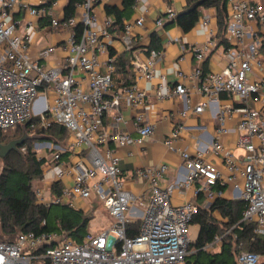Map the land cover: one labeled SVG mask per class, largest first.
Instances as JSON below:
<instances>
[{
  "label": "built area",
  "instance_id": "2783aa9c",
  "mask_svg": "<svg viewBox=\"0 0 264 264\" xmlns=\"http://www.w3.org/2000/svg\"><path fill=\"white\" fill-rule=\"evenodd\" d=\"M107 1H77L74 16L67 18L64 4L69 0H40L38 4L0 0V130L27 124L31 135H42L59 125L69 133L65 146L52 141L38 144L39 151L49 148L53 152L43 165L53 179L44 174L45 186L35 190L37 203L77 209V200L89 204L99 200L114 218L107 230L99 235L88 232L80 243L59 231H30L20 233L14 242L0 241V264H187L190 227L199 204L188 200L175 205L172 195L175 190L183 193L190 188L196 198L203 195L209 204L223 196L222 188L227 189L232 199L245 201L242 221L256 225L255 237H264V78L257 74L264 71V35L258 29L264 27V6L251 0H228L226 38L231 46L225 51L227 64L222 70L203 69L214 48L210 27V40L193 49L198 66L190 73L179 71L181 81L190 85L167 87L166 76H159L157 99L176 97L183 104L179 122L164 140L170 150H176V143L190 130L184 122L190 116L209 109L216 128L210 141L192 137L197 142L194 152L180 149L185 172L171 186L161 184L169 173L167 164L136 170L151 194L145 203L128 187L117 149L141 146L156 132L158 120L146 112L148 94L136 81L156 78L155 65L164 50L147 52L145 59L135 55L134 82L118 84L116 57L110 52L115 20L100 23L95 12L97 4ZM177 15L170 7L165 17L157 18V27ZM41 20L65 37L61 44L48 45L33 57L31 31L39 28ZM144 22L140 17L125 23L122 42L126 51L134 46V26L143 27ZM202 23L210 26L211 20L203 18ZM58 49L65 55L53 66L42 62ZM100 54L108 55L107 59L103 61ZM193 94L202 100L193 104ZM224 95L229 102L222 100ZM122 110L132 111L133 116L126 118ZM110 114L114 125L107 124ZM130 121L136 136L120 128ZM232 128L236 139L228 145L224 140ZM237 150L242 153L238 155ZM206 153L219 158L224 169L208 160ZM55 183H61L60 194L53 192ZM136 221H140L139 234L129 237L127 226ZM222 244L223 236L217 235L205 249L213 251ZM236 260L238 264H260L264 255L239 250Z\"/></svg>",
  "mask_w": 264,
  "mask_h": 264
},
{
  "label": "trees",
  "instance_id": "16d2710c",
  "mask_svg": "<svg viewBox=\"0 0 264 264\" xmlns=\"http://www.w3.org/2000/svg\"><path fill=\"white\" fill-rule=\"evenodd\" d=\"M80 0H69L66 7V17L75 14L74 4ZM138 0H122L123 8L119 9L110 5L106 6L108 16L115 19V32H123L125 22L130 20L134 14ZM200 0H187L186 9L193 6ZM255 2V1H253ZM258 3V2H257ZM203 8H214L217 18L218 32L213 38L218 41L217 46L225 49L230 47L226 38L228 23V0H206L197 9L179 15L173 20L165 22V29L177 25L184 33H189L194 29L203 16ZM166 16V15H165ZM164 16V17H165ZM173 21V23H169ZM83 28L78 27L82 32ZM112 31V32H113ZM162 39L158 31L150 34V43L147 52L163 49ZM135 49H131L124 54L115 56L116 77H120L124 84L133 83V72L130 61ZM206 64L203 69L206 72ZM116 82L118 83L117 79ZM19 130V137L22 135V126L13 130H0V142L7 144L15 139V133ZM27 130L30 131L29 126ZM50 141L57 144H66L69 139L68 130L59 125L50 127L41 132ZM17 137V138H19ZM33 142V141H32ZM27 141L20 147L21 153L10 152L6 157L0 158V241L14 242L20 233L34 231L41 232H66L78 243L82 242L87 227L92 218L86 216L81 209H75L69 205L43 206L37 203L33 183L43 178L45 157H39L33 148V143ZM66 142V143H65ZM25 149V150H23ZM68 153L63 155L67 158ZM61 183L53 185V192L60 194ZM221 191L225 192V188ZM199 212L192 220V225H199L200 231L196 241L190 245L191 254L187 257V264H238L236 255L239 250H245L264 255V237H255L253 223L242 221V214L245 209L243 200H227L222 197L216 198L208 207L203 206L204 196H200ZM218 211L226 222H221L214 216ZM46 224H43V222ZM140 221H136L127 226V235L134 237L139 234ZM232 231L228 234L229 229ZM223 236V244L219 251H208L205 248L210 245L215 236ZM260 264H264L261 262Z\"/></svg>",
  "mask_w": 264,
  "mask_h": 264
},
{
  "label": "crops",
  "instance_id": "0c3cea01",
  "mask_svg": "<svg viewBox=\"0 0 264 264\" xmlns=\"http://www.w3.org/2000/svg\"><path fill=\"white\" fill-rule=\"evenodd\" d=\"M27 1L31 4H38L40 2V0ZM251 1L261 3L264 6L261 0ZM67 2H65L64 4L65 7H67ZM107 5L117 7L119 9L123 8L122 0H108L107 3L104 2L97 4L95 7V12L98 17V22L100 23L108 18L114 19L113 16L107 15ZM170 7L174 8L178 13H180L186 9L187 0H138L133 16L130 20H127L125 22L134 23L140 17L145 18L143 27L134 26L133 28V49H135V51L133 52L132 59L130 61L132 67V62L135 55H140L142 59L146 58L147 46L150 43V34L152 32H159L164 50L162 58L159 59L155 65L156 78L152 81H136L139 84V87L146 90L148 94V104L146 107V112L151 119L158 120L156 132L153 137L146 139L141 146L133 145L126 148L117 149V153L120 157V166L123 170L124 176L126 177L128 187L134 192H138L140 194L141 200L145 203L149 202L151 194L147 190L146 182L135 174L136 170L148 166H158L163 163L167 164L169 166V173L164 176L161 184L163 187L171 186L173 183H175L177 177L179 175H183L185 172L180 156V149H187L190 152H194L197 147V142L192 139V137L195 136L201 138L204 141H210L216 128V120L209 109H206L201 115L190 116L184 120L185 124L190 127V130L185 132L182 136V139L176 143V150H170L164 143V140L169 135L173 127L179 122L180 119L178 112L182 110L183 104L181 100L176 97L163 101L157 99L156 88L160 81L159 76H166L165 85L167 87H174L178 83H185L186 85H190V82L188 81H181V78L179 77V71L190 73L198 66V61L194 56L193 49H199L203 47L208 42V40H210V27L213 28V36L211 39L214 42V48L207 55V58L203 63V67L206 64V72H217L222 70L227 64L225 47H218V41L213 39L218 32L215 9L203 8V16L194 27V29L189 33H184L182 29L177 25H174L168 29H165L164 25L161 28L157 27V18H159L160 16L164 17ZM203 18H209L211 20L210 26L209 24L207 26L206 24L202 23ZM251 27L257 28V24L252 23ZM258 29L260 30V34L264 35V27L260 26ZM124 33V31L121 33L115 31L112 32V38L114 40L110 52L116 54V56L127 52L122 42V36L124 35ZM64 37V34L52 30L48 25V21L41 20L39 28L31 31V55L33 57L38 56V52L42 49V47H40V44L45 38H48V41L44 47L48 45L61 44ZM176 38L180 39V41H175ZM262 53L264 54V50ZM64 55L65 52L61 49H58L50 59L42 62L46 65L53 66L55 61L59 58L64 57ZM100 57L104 61L107 59L108 55L100 54ZM132 72L134 75V69H132ZM257 74L259 77H261V79L264 78L262 77L264 71L262 74ZM119 78L120 77H116L118 84H121L123 81L119 80ZM134 80L135 76L133 78V82ZM201 100L202 97H200L198 94L192 95L193 104H197ZM222 100L225 103L229 102L228 96L225 95L222 97ZM122 112L126 118H131L133 116L132 111L122 110ZM113 117L114 116L112 114L108 115L107 124L114 125L115 119ZM234 125L235 124H233L232 127H234ZM120 128L123 131L130 132L133 136L137 135L136 128L131 121L127 124H120ZM235 139L236 130L232 128L230 136L226 137L224 141L228 145H233ZM205 157L217 164L222 170L224 169L223 163L219 158L214 157L211 153H206ZM46 177L47 179L52 180L53 173L51 171L47 172ZM201 196L203 197V195ZM222 198L227 200H234L231 198L230 193L227 189H225ZM188 200L194 201L198 204L201 203L199 197H195L193 188H190L183 193L179 190H175L172 195V202L175 205L182 204ZM202 204L204 207L210 206L205 196ZM76 205L79 207L77 209L91 207L89 202H84L81 200H77ZM214 216L221 222L227 221L226 219L222 218L221 214L218 211H215ZM191 226L199 227V225L192 224ZM196 239H192V242L196 241ZM220 248L221 246L218 250L215 249L213 251H219Z\"/></svg>",
  "mask_w": 264,
  "mask_h": 264
},
{
  "label": "rangeland",
  "instance_id": "374dc122",
  "mask_svg": "<svg viewBox=\"0 0 264 264\" xmlns=\"http://www.w3.org/2000/svg\"><path fill=\"white\" fill-rule=\"evenodd\" d=\"M261 2L264 4V0H261ZM47 41H48V38H45L41 42L40 47L43 48L47 44ZM13 134L16 136L15 137V139H16L17 137H19V130H17L15 133H12L10 135L12 136ZM42 141H44V140H42ZM42 141H33V142L31 141V142L33 143L32 144L33 145V148L38 153L39 157H45L46 159L49 160L50 158H52V155H53V152L51 151V149L44 148V149H42V151H39L38 150L39 149L38 148V144H39V142H42ZM47 141L48 142H51L50 140H47ZM66 142H68V140ZM60 145L61 146H65L64 144H60ZM241 153H242V151H240V150L237 151V154L238 155L241 154ZM0 168H1V163H0ZM48 170L49 169L47 167H44V174H45V176H46ZM44 186H45V182L42 179L36 180L33 183V188L35 190L38 187H44ZM90 206L91 207L82 208L81 209V210H83L85 212V214H86L87 217L92 218V220L89 222V225L87 227V231L90 232V233H92V234H94V235H99V234H101L102 232H104L105 230H107L111 226V224L114 221V218L103 207L102 203L99 200L92 201L90 203ZM85 207H87V206H85ZM218 216H219V214H218ZM190 232H191L192 239L193 240L196 239V237L198 235V232H199V227L198 226H191L190 227ZM218 249H219V247L216 248V250H218Z\"/></svg>",
  "mask_w": 264,
  "mask_h": 264
},
{
  "label": "water",
  "instance_id": "95a60500",
  "mask_svg": "<svg viewBox=\"0 0 264 264\" xmlns=\"http://www.w3.org/2000/svg\"><path fill=\"white\" fill-rule=\"evenodd\" d=\"M206 0H200L197 3H195L193 6H191L188 9L183 10L180 12L179 15L189 13L195 9H197L199 6H202V4ZM170 24L173 23V21L169 22ZM47 141L49 140L44 135H31L27 130V124L22 125V135L19 138L11 140L7 144H2L0 142V158L6 157L10 152L16 151L18 153H21L20 147L23 146L27 141ZM43 142V141H42Z\"/></svg>",
  "mask_w": 264,
  "mask_h": 264
}]
</instances>
